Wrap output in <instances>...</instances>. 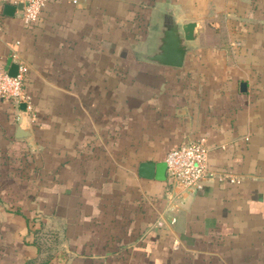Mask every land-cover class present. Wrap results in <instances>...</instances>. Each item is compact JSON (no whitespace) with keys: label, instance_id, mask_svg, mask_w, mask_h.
Returning a JSON list of instances; mask_svg holds the SVG:
<instances>
[{"label":"crops","instance_id":"crops-1","mask_svg":"<svg viewBox=\"0 0 264 264\" xmlns=\"http://www.w3.org/2000/svg\"><path fill=\"white\" fill-rule=\"evenodd\" d=\"M73 1L0 8L28 97L0 99V264H264V0ZM165 4L200 30L180 69L142 58ZM200 139L202 190L139 176Z\"/></svg>","mask_w":264,"mask_h":264},{"label":"built area","instance_id":"built-area-1","mask_svg":"<svg viewBox=\"0 0 264 264\" xmlns=\"http://www.w3.org/2000/svg\"><path fill=\"white\" fill-rule=\"evenodd\" d=\"M48 0H0V8L6 5H23L22 22L26 26L36 24ZM77 3L78 0H74ZM18 74L11 77L8 71L0 68V99L20 105L27 102L24 89L27 68L18 65ZM210 149L205 139L190 141L172 149L166 157L167 174L171 191L197 192L213 180L215 174L209 166ZM176 219H172L175 223Z\"/></svg>","mask_w":264,"mask_h":264},{"label":"water","instance_id":"water-1","mask_svg":"<svg viewBox=\"0 0 264 264\" xmlns=\"http://www.w3.org/2000/svg\"><path fill=\"white\" fill-rule=\"evenodd\" d=\"M23 5H6L5 14L13 16ZM200 34L199 26L195 22L183 23L177 14L175 6L165 4L163 7L161 26L157 30L155 44L148 54H143L144 61L159 66L180 69L184 67L187 56L196 47V40ZM19 66L13 64L8 74L16 77ZM247 84L241 83V91L246 92ZM167 164L143 162L139 165V176L145 179H166Z\"/></svg>","mask_w":264,"mask_h":264},{"label":"trees","instance_id":"trees-1","mask_svg":"<svg viewBox=\"0 0 264 264\" xmlns=\"http://www.w3.org/2000/svg\"><path fill=\"white\" fill-rule=\"evenodd\" d=\"M47 261H48V260L43 261V262H38L37 260H33V261L28 262L27 264H46Z\"/></svg>","mask_w":264,"mask_h":264}]
</instances>
